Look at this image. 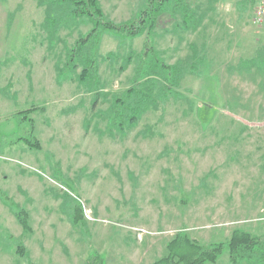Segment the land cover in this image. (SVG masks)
Segmentation results:
<instances>
[{"label":"rangeland","instance_id":"1","mask_svg":"<svg viewBox=\"0 0 264 264\" xmlns=\"http://www.w3.org/2000/svg\"><path fill=\"white\" fill-rule=\"evenodd\" d=\"M43 1L0 0V264H154L183 232L205 248L249 232L264 248V27L253 0H181L194 18L163 16L134 40L124 71L131 48L104 36L98 87L79 82L80 67L58 80L92 26H59L49 39ZM100 2L117 24L148 6ZM147 47L167 65L197 48L204 74L188 76L178 99L122 132L110 112ZM78 205L84 219L75 224ZM229 257L215 264H264L261 252Z\"/></svg>","mask_w":264,"mask_h":264},{"label":"trees","instance_id":"2","mask_svg":"<svg viewBox=\"0 0 264 264\" xmlns=\"http://www.w3.org/2000/svg\"><path fill=\"white\" fill-rule=\"evenodd\" d=\"M45 7V26L48 29V38L53 40L54 35L63 29L71 32L84 25H91L92 29L78 40L73 49L68 53V61L65 68H59L58 80L72 79L78 68H82L79 75L81 84L96 86L100 85L99 59L101 43L104 36H111L128 44L131 48L126 56V65L123 71L133 62L135 53L133 42L143 36L146 31H151L158 24L159 20L167 15H175L185 11L184 23L194 18L186 9L181 0H148V6L142 12L140 18L135 21L117 24L110 21L102 8L100 0H45L42 3ZM255 0H253V5ZM148 34V35H149ZM149 43L150 41L147 40ZM151 47L144 49L143 56L138 58L139 63L146 62L140 67L130 89L124 92L122 97H116L115 103L110 112L112 126L124 132L134 128L144 114L150 110H159L171 97L179 98L178 89L188 76L202 77L204 57L200 55L197 48H193V54L175 65H167L161 60L158 54L151 53ZM109 59H115L114 53H108ZM106 59V58H105ZM145 60V61H143ZM147 63H149L147 65ZM69 70V75L65 76ZM97 92L98 90H93ZM99 96V95H98ZM98 103V98L94 104ZM31 110L27 113L31 114ZM32 146V145H31ZM41 148L37 143L33 145ZM78 207L79 217L74 214L73 222L77 224L80 218L84 219L83 209ZM19 210V209H18ZM20 223L25 232L31 231L28 217L20 210L17 212ZM28 216V214H27ZM168 255L154 264H215L218 259L228 250L230 259L234 262L239 260H252L258 253L264 255V248L251 233L236 230L230 242L218 243L211 247H203L190 239L186 233H179L174 240L167 245ZM17 253L21 257H28L24 245L18 247ZM93 258L89 264H104L103 259L98 261ZM29 264H32L29 262Z\"/></svg>","mask_w":264,"mask_h":264},{"label":"built area","instance_id":"3","mask_svg":"<svg viewBox=\"0 0 264 264\" xmlns=\"http://www.w3.org/2000/svg\"><path fill=\"white\" fill-rule=\"evenodd\" d=\"M253 19L257 25L264 27V0H257Z\"/></svg>","mask_w":264,"mask_h":264}]
</instances>
